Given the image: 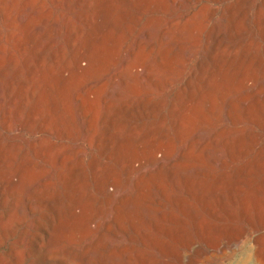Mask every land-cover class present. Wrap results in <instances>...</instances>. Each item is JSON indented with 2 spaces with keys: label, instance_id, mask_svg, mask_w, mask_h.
<instances>
[{
  "label": "bare ground",
  "instance_id": "obj_1",
  "mask_svg": "<svg viewBox=\"0 0 264 264\" xmlns=\"http://www.w3.org/2000/svg\"><path fill=\"white\" fill-rule=\"evenodd\" d=\"M253 1L0 0V264L189 263L243 235L264 187Z\"/></svg>",
  "mask_w": 264,
  "mask_h": 264
},
{
  "label": "rangeland",
  "instance_id": "obj_2",
  "mask_svg": "<svg viewBox=\"0 0 264 264\" xmlns=\"http://www.w3.org/2000/svg\"><path fill=\"white\" fill-rule=\"evenodd\" d=\"M255 5L256 0H254L249 6L252 19L254 17L253 12L255 10ZM153 29L156 31V26H154ZM153 29H151V31ZM155 31H153L154 34L152 36L156 35ZM182 55L183 54L181 53L179 57ZM169 90L170 91L165 93L166 96H170L171 89ZM224 124L225 119L220 112V117L215 123V128L218 129ZM218 132L216 133L215 140L210 141L212 143H209L207 166L209 170L213 169L219 175H221L222 171L224 170L222 160L225 158V150L222 143L223 135L221 132ZM263 175L264 170L261 171L259 179H262ZM216 184L218 189L216 188L214 195L210 194L209 200L210 202H215V209L217 212H222V209H224L222 204L224 201L221 188L222 182L219 180ZM258 191L255 194L256 199H254V197L249 199V204L255 211L254 220L239 221V224L244 228L243 235L232 240L228 237L221 236L216 242H213L212 244H201L199 247V253L197 252L192 255L191 262L188 263L186 258L183 257V260L179 264H264V187ZM151 210L152 209L145 208L143 210V216L146 215L145 217H147L155 215L156 213ZM210 218L215 222H220L214 217L210 216ZM6 242L2 243L3 248L8 246L7 244L9 243L7 240Z\"/></svg>",
  "mask_w": 264,
  "mask_h": 264
}]
</instances>
